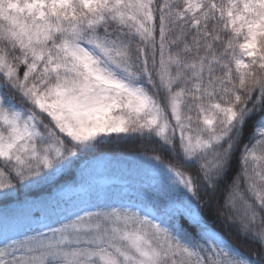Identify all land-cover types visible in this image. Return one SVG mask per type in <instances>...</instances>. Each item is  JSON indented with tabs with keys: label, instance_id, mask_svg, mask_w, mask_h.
<instances>
[{
	"label": "snow or ice",
	"instance_id": "obj_1",
	"mask_svg": "<svg viewBox=\"0 0 264 264\" xmlns=\"http://www.w3.org/2000/svg\"><path fill=\"white\" fill-rule=\"evenodd\" d=\"M0 264H264V0H0Z\"/></svg>",
	"mask_w": 264,
	"mask_h": 264
}]
</instances>
